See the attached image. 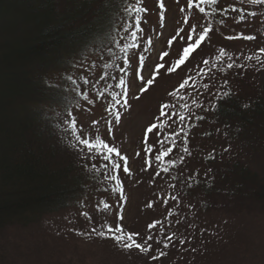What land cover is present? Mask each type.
<instances>
[{"label":"rangeland","instance_id":"1","mask_svg":"<svg viewBox=\"0 0 264 264\" xmlns=\"http://www.w3.org/2000/svg\"><path fill=\"white\" fill-rule=\"evenodd\" d=\"M144 1L147 12L145 13L146 22H141L144 30L141 40L151 38L152 47L148 48L144 44L132 50L138 55L143 52L146 58L142 73L144 81L136 77V68L139 65L137 55L132 59L131 68L128 69L129 74L125 77L129 87V106L125 110L121 106L123 101L121 105H116L121 119L118 124L113 122L112 135H108L105 123V121H113V116L105 111L111 102V96L106 94L104 98L96 100L93 104L81 100L77 102L80 107L73 108V116L76 118L78 128L82 127L86 133H90L94 127H98L100 134L128 157L131 174H125L122 168L118 171L125 199L120 198L119 192L112 191L115 186L114 181L105 180L102 177L99 180L103 184L102 188L94 191L97 193H87L82 206L72 207L59 216L58 225H49L48 228L32 227L24 231L14 229L4 231L3 237L0 238V264H146L142 262V254L154 252L153 249L157 250L156 246L160 250L159 256L161 252L164 253L161 256L163 264H182L185 254L191 248L193 249L194 245L198 247V250L202 249L201 254L203 253L201 262L194 264H264V204L247 202L234 207L231 199L224 197L217 199L212 196L209 202L225 203L227 206L221 208V212L209 211L211 220L219 219L216 225H212L205 213L207 208L195 203L191 194L180 195L178 184L174 187L168 175L161 172L163 167L170 164H160L154 158L158 151L172 147L173 137H170V134L179 132V137H174L176 144L173 151L164 159L174 161L183 157V163L186 159L180 170L188 179L192 171L206 174L213 168H208L209 165L204 163L203 158L215 149L220 151L218 152L220 155H224L223 162H228L229 158L236 156L235 158H240L247 168H257L264 164L262 152L253 153L243 148L240 150L234 145H227L226 137L219 134V124L213 126L211 136H216L217 139L211 140L204 136V132L211 128L207 122L208 118L214 120L210 114H204L205 107L209 106L220 93L236 90L237 95L242 98H248V94H255L264 99V63L255 59H245L247 56L260 54L259 49L264 48V14L262 15L259 8L253 9L251 8L253 4L250 6L246 2L240 3V7L235 12L228 9L230 4L227 8V2L222 0L218 5L206 6L210 13L213 8L216 9L207 19L201 18L200 21L204 25L211 22L213 31L209 33L208 39L199 51L193 54L186 66L171 74L162 71L149 89L141 93L140 89L151 78V69L159 62V53L169 50L168 40L176 35L179 27L184 26L183 14L179 12V8L186 3V0H179V3L177 0H163L166 11L164 26L161 27L158 0ZM132 2L135 1L132 0ZM223 9L227 11L224 12ZM250 12H255L256 15L249 16ZM241 15L245 16V20L240 21ZM222 20L224 23H221ZM192 23H196V20H192ZM184 27L187 31V26ZM240 33L254 36L255 39H227L229 36H238ZM125 41L130 42L127 38ZM183 46L182 41L174 42L171 56L167 58L169 63ZM144 48L148 50L143 51ZM221 48L225 50L226 56L222 62L218 63L214 57L219 54ZM118 56H122L121 53L116 57ZM201 56L210 60V63L203 67L207 68V80L199 82L200 76H196V79L190 82L194 84V87H189L187 92L181 91L183 99L170 96L169 92L173 91L185 76L195 75L199 65L197 62ZM104 60H106L105 57ZM261 60L264 61V55L261 56ZM102 63L103 61L99 60L97 67L88 73H83L81 69L79 76L87 75L95 82L96 76L103 71L100 66ZM229 63L236 66L229 69L227 67ZM213 64H216L215 68L212 67ZM116 66L117 69L124 65L120 61L116 63ZM107 71L110 75L112 74L111 77L119 78L124 75L118 69ZM108 79H106L107 83ZM112 81L116 83V80L112 79ZM205 83L209 85V89L203 87ZM104 90V87H100V91ZM108 91L120 93L121 89L113 87ZM94 93L95 90L92 92L88 90L89 99L94 98ZM164 103L174 105L170 111L171 119L160 117L163 126L154 129L145 137V131L149 125L157 122L160 106ZM183 105H187V108ZM177 113L192 116L193 119H196V115L200 117L205 115L206 121L200 119L193 124L192 118L190 120L183 115L185 119L181 122ZM93 120L99 122L97 126H93ZM189 129L192 131L186 134ZM149 145L153 150L146 154L145 148ZM185 145L189 152L183 151ZM226 146L230 149L228 150ZM137 152L140 153L139 156L136 155ZM215 153L218 154L217 151ZM146 159L151 161V167L145 164ZM92 163L107 162L97 158ZM145 168H147L146 171ZM103 171L104 169L101 168L99 172L101 176ZM194 194L196 195L197 192ZM173 196L178 198L172 200ZM105 203L109 205L107 209L104 208ZM149 204L152 206L149 207ZM83 213H87V216ZM156 221H159L156 228L149 229L148 225ZM117 224H120L125 232H138L140 237L136 238L137 242H140L141 237L153 236V241H149L153 245L152 249L148 252H140L136 249L126 250L122 244L113 239L102 238L96 234L101 230L106 231V225L115 227ZM93 228L95 232L92 231ZM206 229H210L207 236L204 234ZM164 234L166 235L163 236ZM170 235L173 238L171 245L175 252L164 247L163 237ZM180 240H184L185 243H180ZM155 241L161 243L156 244ZM111 249L113 252H110Z\"/></svg>","mask_w":264,"mask_h":264},{"label":"trees","instance_id":"2","mask_svg":"<svg viewBox=\"0 0 264 264\" xmlns=\"http://www.w3.org/2000/svg\"><path fill=\"white\" fill-rule=\"evenodd\" d=\"M222 1L227 2V8L230 4V10L239 8L242 2L252 5L249 0ZM144 4L143 0V7ZM123 7V0H0V238L7 229L24 231L58 225L59 216L72 207L82 206L87 193H97L94 191L102 188V164L96 163L93 169L94 159H82L69 146L72 136L64 125L65 120L71 119L67 110L71 109L73 116V108L83 99L71 91L65 74L78 78L81 69H73L72 64H98L102 51L108 63L116 65L122 61L114 59L120 54L118 49H114L115 56H110L106 48L111 46L114 26L123 24L122 17L126 19ZM256 7L263 15L264 4L251 6ZM142 16L141 22H146L145 13ZM203 59L206 58L201 56L197 62L202 68ZM206 80L207 74L200 75L199 82ZM112 82L111 78L108 83L99 81L96 89L107 88ZM96 89L90 86L82 91ZM226 92L231 94L220 93L205 107L204 114H210L216 123L208 118L211 128L204 136L217 139L211 136L213 126L219 124V134L226 137L227 145L264 154L263 97L248 94V98H242L236 90ZM185 117L192 118L193 124L200 120L197 115L196 119ZM215 151L220 152L215 149L203 158L208 168L213 167L206 174L192 171L188 179L180 170V159L174 160V166H167L168 172H161L168 175L174 187L178 184L180 195L191 194L195 203L207 208L209 219V211L221 212V208L227 207L225 203L209 202L212 196L231 199L234 207L247 202L264 204V164L247 168L235 155L223 162L224 155ZM218 220L210 219L209 223L216 225ZM210 229L205 230V236ZM163 241L168 243L165 248L176 251L172 241L168 242L166 237ZM156 247L153 255H140L142 262L163 264ZM201 251L194 245L182 264L200 263Z\"/></svg>","mask_w":264,"mask_h":264},{"label":"snow or ice","instance_id":"3","mask_svg":"<svg viewBox=\"0 0 264 264\" xmlns=\"http://www.w3.org/2000/svg\"><path fill=\"white\" fill-rule=\"evenodd\" d=\"M220 0H186V3L182 5L179 8V12L182 15V22L184 26H187V31L184 26L179 27L176 31V35L172 36L171 39L168 40L169 50H165L159 53V62L154 65V67L150 71L151 78L148 79L144 86L140 89L141 93L146 92L149 87L155 82L157 77L161 74L162 71L171 74L176 72L178 69L184 67L187 65V63L190 61V59L193 57V54L197 52L198 49L201 48L202 44L208 39L209 33L213 31L211 22H209L207 25L202 24L201 18L207 19L210 15H212L216 9L213 8L212 13H210L207 10L206 6H214L218 5ZM252 4H264V0H249ZM124 7L123 12L125 14V17H122L123 24L114 26V32L115 35L112 36L111 40L109 41L110 45L106 48V52L110 56H115L114 49H118L120 53L123 55L120 57H116L117 59L122 60L124 66H119L118 71L123 73V76H120L119 78L111 77L110 72L107 70H111L114 67H117L114 64L108 63L106 60H104L103 51L101 52V55L98 57V59L102 60L103 63L101 65L102 68V74L99 76V79L95 82H93L87 75L81 74L78 78L74 76L72 73H66L65 79L69 81L72 85L71 91L75 92L77 96H79L81 99L86 100L89 104H93L96 100H99L101 98H104L107 95L111 96V102L109 103L108 108L105 109V111L109 112L113 116V121H105L107 124V133L109 136L112 135L113 132V122L118 124L120 122L121 116L119 110L116 109V105H121L125 108V110L128 108V81L125 79L126 76H128L129 72L128 69L131 68V61L133 58L137 57V53L132 51L133 49H137L142 47V45L146 44L148 48L152 47V40L151 38H148L146 40H141V36L143 35V28L141 27V21L143 19L142 14L147 12V9L143 7V0H135L133 3L132 0H123ZM177 3H179V0H177ZM158 7L160 9V20H161V27H163V21L165 19V4L163 0H158ZM231 7V6H230ZM224 12L227 11V9H223ZM232 11L235 12L236 9L232 8ZM202 14V17H201ZM249 16H255V12L248 13ZM192 20H196V23H192ZM245 20V16H240V21ZM131 21V23H129ZM239 22V21H238ZM221 23H224L222 20ZM121 33H124L125 35H121ZM139 34V35H138ZM129 39L130 42L123 43L125 39ZM245 39V40H254L255 37L251 35H245L243 33H240L238 36H229L227 39ZM177 40L182 41L184 46L176 53L175 58L171 61V63L168 62V57L171 56V48L174 45V42ZM148 48H144L143 51H147ZM260 54H254L253 56H247L245 59L252 60L255 59L258 62L264 63V61L261 60V56L264 55V48L259 49ZM226 56V52L223 48L220 49V52L218 55L214 57V59L219 63L223 61V58ZM145 56L143 55V52H141L138 55V61L139 65L136 68V77L140 81H144V76L142 75L144 68H145ZM202 63L204 65H208L210 63L209 59H203ZM233 63L227 64V67L231 69L234 67ZM73 69H82L83 73H88L89 71L95 69L97 67L96 61H93L91 64H85L83 61H78L71 66ZM213 68L216 67V64L212 65ZM197 69L195 71V75H187L185 76L182 81L178 84V86L171 92H169V95L176 98L179 97L180 99H183L184 96L181 95V90H184L187 92V89L189 87H194L193 82L196 79V76L200 75H206V71L204 68L199 67L197 65ZM192 71V70H190ZM108 78L116 80V83L114 85L110 84L105 88L104 91H100L99 89H96V84L99 83V81L106 80ZM78 80L82 83L84 86L91 85L92 89H96L95 96L93 99H89V95L87 91L81 90V83H78ZM225 83H227V79H225ZM55 87V86H53ZM119 88L121 89L120 93L117 92H109L108 89L110 88ZM205 89H209V85L205 83L203 85ZM91 90V89H90ZM231 93L224 92V96H228ZM120 97L119 99L117 97ZM139 98V97H137ZM75 107L79 108L80 105L76 104ZM174 107L171 103H164L160 106V116L157 117V122L152 123L149 125V127L145 131V137H147L148 133L153 132L154 129L160 128L163 126V122L160 120V117H168V119H171L170 111ZM184 108H187V105H183ZM67 115L71 117L70 120H65L64 125L65 131L70 130V134L72 136V140L69 143V146L76 150L79 154H81L82 159H99L102 161H106L107 163L102 164L101 168L104 169L102 172V177L105 180L114 181L115 186L112 188V191L119 192L120 198L125 199L123 195V185L120 180L118 171L122 168V171L125 174L130 175V168H129V160L126 155H123L119 149H117L113 144H111L108 140H106L99 132L98 127H94L93 131L90 133H86L84 129L77 127L76 118L72 116L71 109L67 110ZM179 120L181 122L184 121L185 117L183 115H179ZM198 119H203V117H198ZM98 121L93 120L92 124L93 126L98 125ZM179 132H173L170 134V137H173L171 139L172 146L175 147L176 141L174 137H179ZM173 147H167L163 150L158 151V153L155 155V160L158 161L160 164H170L174 166V161H165V157L169 156V154L173 151ZM152 146H147L145 148V152L151 153L152 152ZM184 152H189L188 147L185 145L183 147ZM227 151V149H225ZM190 154V153H189ZM137 156L140 155L139 152L136 153ZM183 160V157L180 158ZM122 162V163H121ZM145 164L148 167L152 166V163L150 160H145ZM87 167V165H85ZM96 165L93 164L92 168L96 169ZM145 171L147 168L144 169ZM163 172H168V167H163L161 169ZM159 175V173H157ZM177 198L175 196L172 197V200H176ZM149 207L152 205L149 204ZM109 207L108 204H104V208L107 209ZM83 215L87 216V213H83ZM122 219V217H120ZM159 221H156L152 224L148 225L149 229H155L156 224H158ZM93 232H95V228L92 229ZM98 236L102 238H111L117 243H120L123 245V248L126 250L136 249L140 252H148L152 249L153 245L149 243V241H153V236L149 235L147 238H140V242H137V237H140V234L138 232H125L123 227L120 224L115 225V227H112L110 225H106V231L101 230L100 232L96 233ZM110 234V236L108 235ZM172 237H166V240L168 242L172 241ZM180 243H185L184 240H180ZM156 244L161 243L160 241H155ZM164 247H168V243H164ZM160 255H164L163 252L160 253ZM153 259H157V257H153Z\"/></svg>","mask_w":264,"mask_h":264}]
</instances>
